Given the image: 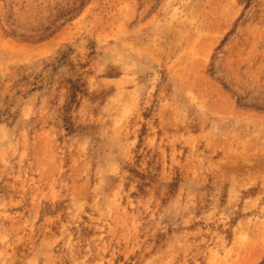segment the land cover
I'll list each match as a JSON object with an SVG mask.
<instances>
[{"label": "rangeland", "instance_id": "rangeland-1", "mask_svg": "<svg viewBox=\"0 0 264 264\" xmlns=\"http://www.w3.org/2000/svg\"><path fill=\"white\" fill-rule=\"evenodd\" d=\"M0 264H264V0H0Z\"/></svg>", "mask_w": 264, "mask_h": 264}]
</instances>
